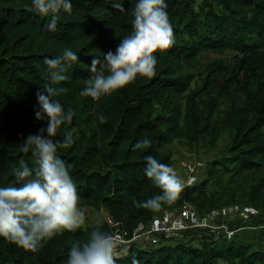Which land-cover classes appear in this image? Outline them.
<instances>
[{"label": "trees", "instance_id": "1", "mask_svg": "<svg viewBox=\"0 0 264 264\" xmlns=\"http://www.w3.org/2000/svg\"><path fill=\"white\" fill-rule=\"evenodd\" d=\"M135 2L72 0V12L61 13L56 30L48 31L49 18L38 15L31 0H0V185L16 183L13 169L20 160L34 166L31 152L22 148L29 134L47 126L35 117L36 93L51 84L44 59L69 48L79 61L68 68L69 79L59 85L66 91L56 99L65 111H74L69 127L77 132L72 147L58 149L57 155L68 166L82 207L104 208L113 221L64 231L41 242L36 252L0 238V264H64L72 244L86 242L93 230L111 235L119 230L129 239L138 224L183 204L201 215L231 206L237 202L235 195L206 191L209 180L219 186L224 175L250 177L246 200L260 210L252 221L256 224L264 216V0H211L215 9H196V0H165L175 43L154 53L155 75L138 76L97 101L81 96L94 56L115 52L131 33ZM225 49L234 52L230 67L220 60L204 65L199 59L202 52ZM199 75L201 86L189 89ZM67 130L62 125L54 139H63ZM222 132L230 134V143L224 156L208 164L205 180L184 185L178 199L158 211L133 205V199L160 194L144 174L145 156L171 166L168 144L182 140L192 147L204 137L215 143ZM145 137L151 147L133 151L136 141ZM226 222L232 229V223L244 225L240 219ZM197 231L205 230L187 233ZM234 237L196 247L182 239L168 243L174 237L161 236L158 244L123 245L114 258L116 264H132L133 258L139 264H264L263 251L236 244Z\"/></svg>", "mask_w": 264, "mask_h": 264}, {"label": "clouds", "instance_id": "2", "mask_svg": "<svg viewBox=\"0 0 264 264\" xmlns=\"http://www.w3.org/2000/svg\"><path fill=\"white\" fill-rule=\"evenodd\" d=\"M34 11L48 17L47 30L55 31L61 13H71L72 0H31ZM114 7L123 11L120 3ZM132 31L123 37L115 52L94 56L90 65V78L80 90L83 97L94 101L110 96L133 83L138 76L153 77L156 73L157 51L168 49L175 43L172 24L165 0H136L131 12ZM76 52L65 48L55 58L45 57L50 69L51 84L36 93L37 120L46 121V127L23 140L22 151L31 152L34 166L24 160L13 169L14 185H0V238L25 250L36 252L41 242L50 240L64 231H75L86 219L77 185L66 163L57 155L58 149H69L75 143L77 132L72 125V109L65 111L59 97L66 89L61 85L69 79L66 74L72 62H78ZM56 85V86H53ZM105 122L103 115L98 116ZM68 130L63 139H54L58 129ZM147 137L132 146L133 151L151 147ZM144 174L160 189V194L133 205L140 209L158 211L163 204L175 202L184 188L182 179L169 165L154 156L144 157ZM64 264H116L114 238L101 230L90 232L86 242H75L68 251ZM132 264H139L135 258Z\"/></svg>", "mask_w": 264, "mask_h": 264}, {"label": "rangeland", "instance_id": "3", "mask_svg": "<svg viewBox=\"0 0 264 264\" xmlns=\"http://www.w3.org/2000/svg\"><path fill=\"white\" fill-rule=\"evenodd\" d=\"M211 3V0H206V2L205 0H196V9L201 6L209 7L210 5L213 6L214 9L217 8L215 3ZM233 57L234 52L229 49H225L222 52L206 51L199 55V59L204 65H207L215 60H220L222 64L228 67L231 66ZM202 79L203 75H199V77L195 80L196 82L190 84L189 89L199 88L202 84ZM217 79L220 80L219 78L214 77L215 81H217ZM224 107L225 104H222L220 107L221 112L224 110ZM229 143L230 134L228 132H222L215 143H212L209 137H204L196 143V145L191 147L186 141L174 140L168 144L165 149L171 153V167L176 171L177 175L183 182L187 177L186 165L195 161L202 162V169L197 174V181L199 182L206 179L205 171L208 168V164L211 161L219 159L225 155L226 148ZM251 185L252 181L250 180V177H245V175L232 179L229 178L228 175H224L222 183L219 186L209 180L206 191L209 195L215 194L217 196L222 193L223 195L233 194L237 198V202L233 204V206L238 209H242L243 207L249 205V202L246 200V194ZM84 209L86 212V219L82 226H93L102 223L112 225L113 221L104 208L85 207ZM230 226L236 228L235 237L232 242L236 244L249 245L251 249L261 250L264 252V216H262L261 220L256 224H254V221L250 219L249 221L244 222L243 226H240V223H232ZM180 239L199 247L201 244L212 241V239L215 241L220 240L221 232H186L179 237L171 238L167 242L174 243ZM217 264H224V262L221 260L218 261Z\"/></svg>", "mask_w": 264, "mask_h": 264}, {"label": "built area", "instance_id": "4", "mask_svg": "<svg viewBox=\"0 0 264 264\" xmlns=\"http://www.w3.org/2000/svg\"><path fill=\"white\" fill-rule=\"evenodd\" d=\"M203 163L195 161L186 165L187 177L184 185H191L196 182L197 174L202 169ZM260 214V210L253 206H245L238 209L233 205H224L216 207L210 211L199 214L191 205L183 204L171 210H165L162 213L151 218L147 223H140L133 230L129 239L124 234L115 230L112 234L114 238V253L121 250V246L129 243L141 245L158 244L161 236L168 239L179 237L191 229H202L209 233L221 232V238L231 239L236 233L227 224V220L240 219L242 223L252 220Z\"/></svg>", "mask_w": 264, "mask_h": 264}]
</instances>
